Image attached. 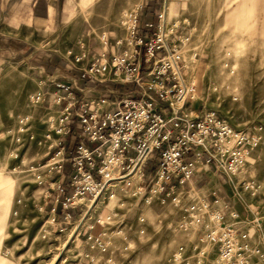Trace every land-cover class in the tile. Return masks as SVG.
<instances>
[{
	"label": "rangeland",
	"instance_id": "obj_1",
	"mask_svg": "<svg viewBox=\"0 0 264 264\" xmlns=\"http://www.w3.org/2000/svg\"><path fill=\"white\" fill-rule=\"evenodd\" d=\"M230 5L189 0L192 39L183 36L177 46L195 90L184 107L190 115L215 110L233 125L256 127L261 144L229 175L234 210L264 221V33L233 32L230 12L222 16ZM134 7L129 13L135 14ZM131 33L127 30L129 41ZM44 75L33 59L0 53V264H218L212 245L198 263L193 246L200 230L181 228V207L158 190L127 191L115 180L93 203L85 196L78 227V221L65 230L55 223L46 205L48 185L40 181L52 180L45 163L59 135L49 122L61 113L47 98L32 101L35 93L46 92ZM178 194L185 202L204 198L187 188Z\"/></svg>",
	"mask_w": 264,
	"mask_h": 264
},
{
	"label": "built area",
	"instance_id": "obj_2",
	"mask_svg": "<svg viewBox=\"0 0 264 264\" xmlns=\"http://www.w3.org/2000/svg\"><path fill=\"white\" fill-rule=\"evenodd\" d=\"M136 21L135 12L132 35ZM174 25L179 26L178 22ZM146 27L153 30L150 37H135L123 52L112 58L103 54L90 56V49L82 42L80 52H67L83 76L102 82L134 84L137 89L134 97L114 101L117 108L113 112L92 110L88 103L73 112L72 108L78 102L75 101L68 102L59 111L60 115L52 117L50 129L59 135V141L50 145L55 148L50 158L56 156L57 160L51 164L48 178L62 171L69 159L74 191L63 195L65 187L61 179L40 182L55 191V205L62 202L68 209L83 205L85 196H90L94 202L106 182L113 178L112 173L105 171V165L115 163L123 178L124 189L140 193L148 188L165 192L181 207V228L201 232L193 246L198 263L207 257L206 245H212L217 249L218 264H264L262 218L249 219L231 209L228 220L226 212L215 208L205 197L185 202L178 194L194 177L197 164L202 160L214 162L231 180L230 172L261 144L262 136L253 132L256 127L233 125L215 110L203 109L194 115L187 113L184 104L193 98L195 87L189 80L188 66L177 42L169 41L171 33L166 29L165 11L159 13L157 24L147 22ZM85 60L88 63L83 66ZM55 86L65 90L70 88L62 82ZM44 98L45 91L32 95L34 103L43 102ZM75 117L80 129L78 137L96 143V146L90 148L83 142L77 143L67 157L66 137L74 131ZM27 120L28 117L22 118L21 122ZM153 160L156 161L154 169L147 174L145 165ZM184 250L185 246L181 245L175 258L181 259Z\"/></svg>",
	"mask_w": 264,
	"mask_h": 264
},
{
	"label": "crops",
	"instance_id": "obj_3",
	"mask_svg": "<svg viewBox=\"0 0 264 264\" xmlns=\"http://www.w3.org/2000/svg\"><path fill=\"white\" fill-rule=\"evenodd\" d=\"M225 1L231 5L230 10L222 9V16L230 12L231 27L235 28L233 32L264 33V0ZM188 5L189 0H0V53L35 61L45 73L48 83L45 98L53 109L61 111L68 102L78 101L72 108L73 112L81 110L85 103L101 113L113 112L117 108L113 102L122 97H134L137 86L85 77L65 52L68 49L80 52L81 42L90 49V56L103 54L112 58L123 52L129 39L122 19L132 11L133 6L137 21L135 33L130 35L131 40L137 36L150 37L153 30L146 27V23L157 24L162 11L166 13V29L171 33L169 41L178 42L183 36L190 40L192 16ZM175 22H178V27ZM87 63L88 60H85L83 66ZM58 82L66 83L70 88H57L55 83ZM75 121L73 133L66 137L67 157L77 143L83 142L90 148L96 146V143L78 137L77 117ZM155 160L145 165L147 174L152 173ZM197 168L194 177L185 184V189L200 192L208 202L214 203L215 208L226 212L229 220V211L235 208L231 180L214 162L202 160ZM71 173L68 159L63 170L56 172L48 181L61 179L65 187L63 195H69L74 191L70 182ZM54 199L55 191L48 189L46 205L55 223L65 230L78 221V227L83 220L85 206L73 205L66 209L62 202L55 205ZM110 216L108 214L106 219Z\"/></svg>",
	"mask_w": 264,
	"mask_h": 264
},
{
	"label": "bare ground",
	"instance_id": "obj_4",
	"mask_svg": "<svg viewBox=\"0 0 264 264\" xmlns=\"http://www.w3.org/2000/svg\"><path fill=\"white\" fill-rule=\"evenodd\" d=\"M134 19H135V14H133V13H127L126 14V19H125V25H126V29L129 31H131L132 32V30H133V26H134ZM131 41V40H130ZM129 41V42H130ZM193 59H194V57H193ZM57 160V157L56 156H53L52 158H50L49 160H47V162L45 163V164H47V165H51L54 161H56ZM116 166V164L115 163H109V162H107V164L105 165V167H104V169H105V171H108V172H111V171H115V167ZM115 180H118V181H120V182H123V178H122V176H120L119 175V173L117 172V174L116 175H113V178L111 179V180H108L107 182H106V184H105V187H104V189H103V191H105L106 189H107V187H109L110 185H111V183H112V181H115ZM114 183V182H113ZM102 191V192H103ZM157 191V190H156ZM85 197H83V199H84ZM96 201V200H95ZM93 203V202H92ZM89 209H90V207H88V209H87V211H86V213L89 211Z\"/></svg>",
	"mask_w": 264,
	"mask_h": 264
}]
</instances>
